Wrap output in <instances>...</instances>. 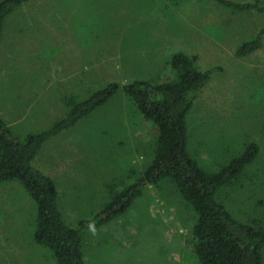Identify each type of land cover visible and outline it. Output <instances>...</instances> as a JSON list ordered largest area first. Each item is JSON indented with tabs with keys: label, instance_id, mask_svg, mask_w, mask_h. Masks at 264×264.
I'll use <instances>...</instances> for the list:
<instances>
[{
	"label": "rangeland",
	"instance_id": "rangeland-1",
	"mask_svg": "<svg viewBox=\"0 0 264 264\" xmlns=\"http://www.w3.org/2000/svg\"><path fill=\"white\" fill-rule=\"evenodd\" d=\"M262 17L215 0H27L2 28L0 117L19 137L36 133L65 113L70 95L84 98L135 76L166 80L172 53L193 55L200 70L215 71L187 114L188 152L215 171L254 141V161L215 198L239 222L264 224V38L260 49L235 54ZM126 105L119 90L34 157L33 166L54 180L65 220L90 217L106 202L110 182H131L150 161L155 131ZM33 215L22 186L2 182L0 264H54L49 249L32 240ZM190 217L168 180L147 184L122 215L87 234L84 263L194 264ZM261 256L264 263V246Z\"/></svg>",
	"mask_w": 264,
	"mask_h": 264
},
{
	"label": "trees",
	"instance_id": "trees-1",
	"mask_svg": "<svg viewBox=\"0 0 264 264\" xmlns=\"http://www.w3.org/2000/svg\"><path fill=\"white\" fill-rule=\"evenodd\" d=\"M27 0H0V38L5 18ZM232 12L263 15L262 24L249 39L235 49L237 56L248 55L262 46L264 38V0L237 3L215 0ZM196 57L172 53L165 65L171 73L166 80L135 76L124 83L112 81L88 96L70 95L64 101L65 113L44 129L23 137L16 135L0 117V184L17 181L33 202V242L49 249L54 264H85L83 242L87 234L122 215L145 185L168 180L192 210L188 247L194 264H264V224L241 223L215 198L216 191L238 181L244 168L254 161L258 146L254 141L219 164L215 171L198 165L187 148L186 118L197 94L209 82L215 68L200 70ZM119 90L134 114L155 131L150 142V161L131 182L112 181L106 188V202L88 218L75 223L64 219L52 178L33 166V159L52 137L74 126L106 104ZM194 214V215H193Z\"/></svg>",
	"mask_w": 264,
	"mask_h": 264
}]
</instances>
